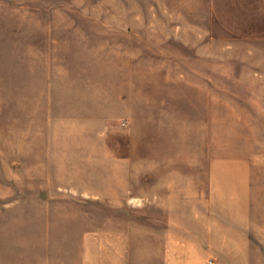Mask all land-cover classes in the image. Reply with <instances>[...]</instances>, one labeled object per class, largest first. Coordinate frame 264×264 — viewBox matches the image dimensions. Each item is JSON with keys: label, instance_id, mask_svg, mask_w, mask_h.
<instances>
[{"label": "rangeland", "instance_id": "rangeland-1", "mask_svg": "<svg viewBox=\"0 0 264 264\" xmlns=\"http://www.w3.org/2000/svg\"><path fill=\"white\" fill-rule=\"evenodd\" d=\"M219 222L264 264V0H0V264H219Z\"/></svg>", "mask_w": 264, "mask_h": 264}, {"label": "crops", "instance_id": "crops-1", "mask_svg": "<svg viewBox=\"0 0 264 264\" xmlns=\"http://www.w3.org/2000/svg\"><path fill=\"white\" fill-rule=\"evenodd\" d=\"M114 149L112 151V155ZM241 228L237 226H227L226 224H215L210 226L208 235L209 251L212 256L219 260V264H251L249 254H241L242 251V233ZM205 239V238H204ZM191 245V244H190ZM188 248V247H187ZM192 246H189L188 251L193 262H201L204 253H196L194 250L190 252ZM195 249L196 246H194ZM246 250L249 253V246L246 245Z\"/></svg>", "mask_w": 264, "mask_h": 264}, {"label": "built area", "instance_id": "built-area-1", "mask_svg": "<svg viewBox=\"0 0 264 264\" xmlns=\"http://www.w3.org/2000/svg\"><path fill=\"white\" fill-rule=\"evenodd\" d=\"M211 264H214L213 262H211Z\"/></svg>", "mask_w": 264, "mask_h": 264}]
</instances>
